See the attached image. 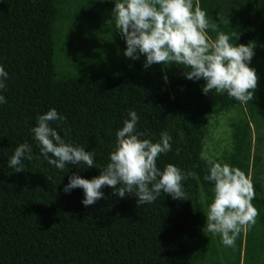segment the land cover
<instances>
[{
    "label": "trees",
    "instance_id": "obj_1",
    "mask_svg": "<svg viewBox=\"0 0 264 264\" xmlns=\"http://www.w3.org/2000/svg\"><path fill=\"white\" fill-rule=\"evenodd\" d=\"M197 3L217 31L254 44L248 66L257 87L245 104L223 93L203 94V80L185 79L182 65L142 68L143 56L125 58L112 0H0V64L8 73L0 104V264H240L241 252L242 264H264V161L257 147L251 152L252 140L264 147V0ZM49 108L65 117L50 126L92 150L97 167L106 162L127 111L135 110L138 131L149 139L161 131L172 137L171 150L156 163L192 173L182 182L188 199L162 193L137 205L134 195L119 198L105 186L103 199L83 206L80 188L61 189L73 172L90 179L99 169L69 164L63 173L39 156L29 129ZM229 112L231 147L209 160L250 179L257 210L230 248L206 231L212 184L203 179L209 166L204 139L211 122ZM25 141L33 159L15 172L6 160Z\"/></svg>",
    "mask_w": 264,
    "mask_h": 264
},
{
    "label": "clouds",
    "instance_id": "obj_2",
    "mask_svg": "<svg viewBox=\"0 0 264 264\" xmlns=\"http://www.w3.org/2000/svg\"><path fill=\"white\" fill-rule=\"evenodd\" d=\"M111 17L124 42L123 56L137 60L143 56L141 67L152 64L183 66L185 79L203 80L201 92L226 94L240 104L253 98L257 87L255 70L249 67L254 54L253 42L238 44L235 36L217 31L216 22H209L205 11L193 0H112ZM211 29L216 33L211 37ZM8 73L0 64V104L6 102L2 94L6 90ZM65 117L54 108L37 114L35 124L29 129L39 156L48 165L66 173V166L94 167L99 174L85 179L73 172L61 191L68 193L80 188V203L90 206L103 199L101 188L107 186L113 194L124 198L125 193L134 195L137 205L151 204L157 196L167 194L174 200L188 199L182 182L192 173L173 164L157 166V158L171 150L172 137L161 131L158 139H149L147 132L137 130L138 115L127 111L122 126L115 130V142L107 154L106 162L97 167L95 153L66 140L50 122H63ZM67 132L65 131V136ZM32 145L19 143L6 160L8 168L22 171V161L32 160ZM203 176L212 184L211 201L207 204L206 231L218 235L220 243L232 247L242 229L255 222L257 210L251 201L254 190L249 178L228 163L208 160Z\"/></svg>",
    "mask_w": 264,
    "mask_h": 264
},
{
    "label": "rangeland",
    "instance_id": "obj_3",
    "mask_svg": "<svg viewBox=\"0 0 264 264\" xmlns=\"http://www.w3.org/2000/svg\"><path fill=\"white\" fill-rule=\"evenodd\" d=\"M79 41H82V40H79ZM231 117H232V113L229 112L211 122L212 126L209 129L206 142H205V139L203 142L205 143V149H204L203 156L207 160L218 159L222 155L223 151L230 149L231 144L229 140V134L227 133L229 130L227 123ZM256 147H257V150L261 152L262 160L264 161V147H262V145H259V144L256 146L255 143L253 144V140H252L251 152H254V153L257 152ZM251 172H253V169H251ZM259 179L261 181V184L264 185V175L260 176ZM242 254L243 252H241L240 264H242Z\"/></svg>",
    "mask_w": 264,
    "mask_h": 264
}]
</instances>
